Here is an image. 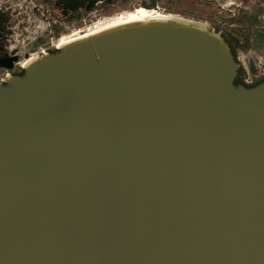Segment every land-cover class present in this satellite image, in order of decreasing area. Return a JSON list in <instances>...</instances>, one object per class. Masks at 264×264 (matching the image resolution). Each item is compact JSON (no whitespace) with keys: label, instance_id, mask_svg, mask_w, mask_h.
<instances>
[{"label":"water","instance_id":"obj_1","mask_svg":"<svg viewBox=\"0 0 264 264\" xmlns=\"http://www.w3.org/2000/svg\"><path fill=\"white\" fill-rule=\"evenodd\" d=\"M239 71L175 17L0 82V264H264V82Z\"/></svg>","mask_w":264,"mask_h":264},{"label":"rangeland","instance_id":"obj_2","mask_svg":"<svg viewBox=\"0 0 264 264\" xmlns=\"http://www.w3.org/2000/svg\"><path fill=\"white\" fill-rule=\"evenodd\" d=\"M153 0H119L100 5L93 12L82 10L73 22L61 21L46 0H0V10L10 17L8 36L13 49L19 51V70L27 62L40 59L51 50H58L64 40L88 33L129 13L146 9ZM156 11L207 26L222 36V27H229L245 43L238 51L239 64L251 76H264V0H157ZM53 14V16H52ZM235 19L234 26L229 21ZM111 20V21H110ZM97 25V26H96ZM58 27V28H55ZM60 32V37L55 35ZM37 43H40L37 46ZM254 70L256 71L254 74Z\"/></svg>","mask_w":264,"mask_h":264},{"label":"trees","instance_id":"obj_3","mask_svg":"<svg viewBox=\"0 0 264 264\" xmlns=\"http://www.w3.org/2000/svg\"><path fill=\"white\" fill-rule=\"evenodd\" d=\"M119 0H46L47 4L51 5L53 8V12L55 16L61 20V21H67V22H73L78 19V14L85 10L86 12H93L98 8L100 5H110L114 4L115 2H118ZM158 1L153 0L151 4H144V7L148 10H156L158 7ZM53 16V14H52ZM10 17L0 10V52L5 51V45L7 44V39L10 34L9 28H10ZM55 28H58L55 26ZM56 38L60 37V32H58L55 35ZM236 49L239 50L241 48H245V43L241 38L236 39ZM40 43H37V46H39ZM56 49H53L50 51V53L56 52ZM233 55L237 60L236 52H233ZM239 63V62H238ZM254 70V74H255ZM24 74V70L21 71V75ZM247 72L240 68L239 76L236 79L237 85H245L248 88L255 87L261 83L264 82V76H261L260 78L256 79V81L248 85L245 83L244 78L246 76Z\"/></svg>","mask_w":264,"mask_h":264},{"label":"bare ground","instance_id":"obj_4","mask_svg":"<svg viewBox=\"0 0 264 264\" xmlns=\"http://www.w3.org/2000/svg\"><path fill=\"white\" fill-rule=\"evenodd\" d=\"M163 18H175V16H172V15L165 16L156 10L140 9L136 12L129 13V15L127 17H120L117 20H114L113 22H110L108 24H104V25L98 24V26L96 25L97 27L94 28L93 30H90L88 33L82 34L76 38L64 40L61 43L60 47L64 48L65 46H67L71 43H74L78 40H82V39H86L88 37H92L94 35H97L99 33H102L104 31H107V30H110V29H113L116 27L124 26L127 24H132V23L146 22V21H150L153 19H163ZM62 48H59V49H62ZM33 61L27 62L26 65H28V66L31 65V63H33Z\"/></svg>","mask_w":264,"mask_h":264},{"label":"flooded vegetation","instance_id":"obj_5","mask_svg":"<svg viewBox=\"0 0 264 264\" xmlns=\"http://www.w3.org/2000/svg\"><path fill=\"white\" fill-rule=\"evenodd\" d=\"M229 22L232 23V26H234L235 25L234 22H236V20L231 19ZM221 33H222L223 38L229 44L231 50L233 52H236L237 60L239 62V56H238L239 50L236 49V43H235L236 39L239 37H237L236 34L232 31V29H229V27H222ZM8 42H9V38L7 39V44L5 45V51L0 52V61H2L4 65H6V64H9L8 59L18 57L19 62H14V68L12 70H9L3 67L0 68V82L1 83H6L12 76L21 75V70H19V66H20L19 51H16L14 49L10 51L11 45H9ZM240 68H243L246 71V68L242 64H240Z\"/></svg>","mask_w":264,"mask_h":264},{"label":"built area","instance_id":"obj_6","mask_svg":"<svg viewBox=\"0 0 264 264\" xmlns=\"http://www.w3.org/2000/svg\"><path fill=\"white\" fill-rule=\"evenodd\" d=\"M246 71H247V69H246ZM260 77L261 76L254 75V78H253V76H251L250 73L247 72V74H246V76L244 78V81H245L246 84L251 85V84H253L256 81V79H258Z\"/></svg>","mask_w":264,"mask_h":264}]
</instances>
